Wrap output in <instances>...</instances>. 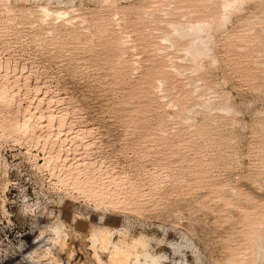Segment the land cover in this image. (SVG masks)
<instances>
[{
	"label": "rangeland",
	"instance_id": "obj_1",
	"mask_svg": "<svg viewBox=\"0 0 264 264\" xmlns=\"http://www.w3.org/2000/svg\"><path fill=\"white\" fill-rule=\"evenodd\" d=\"M0 264H264V0H0Z\"/></svg>",
	"mask_w": 264,
	"mask_h": 264
}]
</instances>
